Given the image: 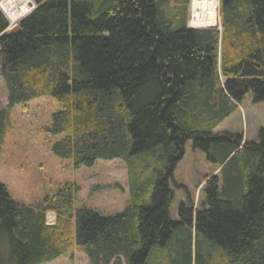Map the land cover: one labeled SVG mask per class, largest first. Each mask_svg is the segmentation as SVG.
Listing matches in <instances>:
<instances>
[{"label": "trees", "instance_id": "1", "mask_svg": "<svg viewBox=\"0 0 264 264\" xmlns=\"http://www.w3.org/2000/svg\"><path fill=\"white\" fill-rule=\"evenodd\" d=\"M32 1L16 33L0 12V157L12 108L52 97L53 156L74 170L120 159L129 201L105 216L75 208L65 184L21 205L0 183V264L72 248L89 264H264V126L250 141L214 132L247 93L264 102V0H218L222 32L186 27L189 0ZM188 140L219 176L175 221L169 182Z\"/></svg>", "mask_w": 264, "mask_h": 264}, {"label": "rangeland", "instance_id": "2", "mask_svg": "<svg viewBox=\"0 0 264 264\" xmlns=\"http://www.w3.org/2000/svg\"><path fill=\"white\" fill-rule=\"evenodd\" d=\"M17 3L9 13L16 24L35 8L32 0H9ZM2 0H0L1 4ZM210 0H194L193 11L210 8ZM0 12L8 23L7 31L14 24ZM213 12V11H212ZM217 13V12H216ZM19 14V15H18ZM189 11L187 9L186 21ZM203 16L205 14H202ZM216 16V15H215ZM19 17V18H18ZM216 28L222 32L216 16ZM205 24V23H204ZM16 33V32H15ZM247 93L238 108L223 120L214 132L242 133L243 141L255 140L257 131L264 126V102L252 103ZM7 104V90L2 76L0 61V109ZM61 108L52 97L33 99L24 105H15L9 115V125L0 157V183L4 184L10 198L18 204L29 205L46 194L73 184L79 187L75 208L86 207L102 215L112 216L128 204L127 171L120 159L97 160L90 167L74 170L69 160L53 156L50 145L60 137L43 132L53 113ZM184 155L177 163L169 187L173 199L169 207L172 220H178L181 202L191 201L193 209H200L204 195L201 191L205 178L219 176V168L209 162L203 152L192 148L191 140L184 146ZM53 212L46 214L48 224L54 221ZM42 264H89L87 256L79 249L72 248L64 255Z\"/></svg>", "mask_w": 264, "mask_h": 264}, {"label": "bare ground", "instance_id": "3", "mask_svg": "<svg viewBox=\"0 0 264 264\" xmlns=\"http://www.w3.org/2000/svg\"><path fill=\"white\" fill-rule=\"evenodd\" d=\"M210 8L207 7L205 13H203L202 9L196 10L193 12V16L195 18H197V20L199 21V23H201L204 26H209V25H214L217 20L216 16V10L215 8L217 7V4L215 1L210 0ZM193 3V2H192ZM16 5L17 7V3H11V1L9 0H2L0 7L2 9V11H4L5 16L9 19V21H11L12 23L15 21L14 17H9V13L11 12V10L16 9V7H14ZM190 8H191V4H190ZM193 9V8H192ZM194 10V9H193ZM213 11V12H212ZM202 14H205L204 16ZM19 15V14H18ZM216 15V16H215ZM19 18V17H18ZM205 23V24H204Z\"/></svg>", "mask_w": 264, "mask_h": 264}, {"label": "built area", "instance_id": "4", "mask_svg": "<svg viewBox=\"0 0 264 264\" xmlns=\"http://www.w3.org/2000/svg\"><path fill=\"white\" fill-rule=\"evenodd\" d=\"M194 0H190V4H191V8H190V6H189V14H188V18H187V26L189 27V28H192V29H194V28H209V29H215V30H218L217 28H216V23L214 24V25H209V26H204V25H202L201 23H199V21L197 20V18H195L194 16H193V9H192V2H193ZM213 1H215L216 2V4H217V7L215 8V10H216V12L218 13V11H219V1L218 0H213ZM218 22H219V19H218ZM15 23L16 22H13V24L15 25ZM219 26H220V24H219ZM219 31V30H218Z\"/></svg>", "mask_w": 264, "mask_h": 264}, {"label": "water", "instance_id": "5", "mask_svg": "<svg viewBox=\"0 0 264 264\" xmlns=\"http://www.w3.org/2000/svg\"><path fill=\"white\" fill-rule=\"evenodd\" d=\"M17 31H18V25H16L15 28H13V29L10 30L11 33H15V32H17Z\"/></svg>", "mask_w": 264, "mask_h": 264}, {"label": "clouds", "instance_id": "6", "mask_svg": "<svg viewBox=\"0 0 264 264\" xmlns=\"http://www.w3.org/2000/svg\"><path fill=\"white\" fill-rule=\"evenodd\" d=\"M186 27H188V26H187V23H186ZM188 28H189V27H188Z\"/></svg>", "mask_w": 264, "mask_h": 264}]
</instances>
